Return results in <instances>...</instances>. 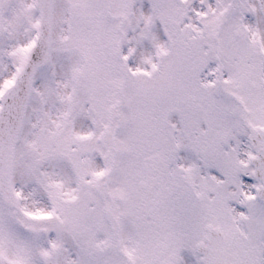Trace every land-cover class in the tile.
<instances>
[{
  "label": "snow or ice",
  "instance_id": "6c2138e0",
  "mask_svg": "<svg viewBox=\"0 0 264 264\" xmlns=\"http://www.w3.org/2000/svg\"><path fill=\"white\" fill-rule=\"evenodd\" d=\"M0 264H264V0H0Z\"/></svg>",
  "mask_w": 264,
  "mask_h": 264
}]
</instances>
